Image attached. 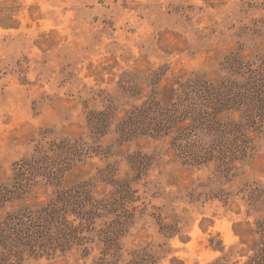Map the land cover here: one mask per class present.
<instances>
[{
    "label": "rangeland",
    "instance_id": "374dc122",
    "mask_svg": "<svg viewBox=\"0 0 264 264\" xmlns=\"http://www.w3.org/2000/svg\"><path fill=\"white\" fill-rule=\"evenodd\" d=\"M186 80L233 103L216 117L250 148L227 170L117 130ZM56 199L85 238L18 264H245L264 218V0H0V221Z\"/></svg>",
    "mask_w": 264,
    "mask_h": 264
},
{
    "label": "trees",
    "instance_id": "16d2710c",
    "mask_svg": "<svg viewBox=\"0 0 264 264\" xmlns=\"http://www.w3.org/2000/svg\"><path fill=\"white\" fill-rule=\"evenodd\" d=\"M167 95L168 102L164 106L155 99L134 105L117 125L120 136L147 134L161 138L170 135L176 156L189 165L216 159L227 170L231 160L245 156L250 148L249 139L241 133L240 126L234 124L238 136L230 137L229 127L233 123L216 117L224 108L233 107L229 97L223 94V98L218 97L219 89L186 80ZM57 202L69 205L66 200L56 199L38 209L26 205L6 212L0 221V258L4 255V264L21 263L24 254H50L59 244L62 246L71 239L81 244L85 237L76 235L79 228L70 225ZM73 204L75 206L68 210L77 208L83 218L92 212L83 209L81 202ZM255 232L258 238L252 241L253 254L245 264H264V218L256 222Z\"/></svg>",
    "mask_w": 264,
    "mask_h": 264
}]
</instances>
